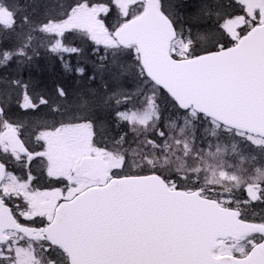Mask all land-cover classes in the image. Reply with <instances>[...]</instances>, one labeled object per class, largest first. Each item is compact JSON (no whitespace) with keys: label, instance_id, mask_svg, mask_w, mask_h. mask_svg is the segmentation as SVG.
Wrapping results in <instances>:
<instances>
[{"label":"snow or ice","instance_id":"6c2138e0","mask_svg":"<svg viewBox=\"0 0 264 264\" xmlns=\"http://www.w3.org/2000/svg\"><path fill=\"white\" fill-rule=\"evenodd\" d=\"M0 264H264V0H0Z\"/></svg>","mask_w":264,"mask_h":264},{"label":"rangeland","instance_id":"374dc122","mask_svg":"<svg viewBox=\"0 0 264 264\" xmlns=\"http://www.w3.org/2000/svg\"><path fill=\"white\" fill-rule=\"evenodd\" d=\"M57 64H58V67H61L59 63H57ZM49 66H53V67L50 68ZM58 67L54 66L52 64H49L47 61H41L37 68L32 69L31 74L34 77L42 79L44 82H46L47 84L50 85V83L52 84L53 78L55 80L57 79V81H59V79L56 76V74L59 72ZM53 72H56V74H54ZM60 73H63V75H65V73L63 71ZM60 73H58V74H60ZM66 82L69 84L70 87H72L71 80H67Z\"/></svg>","mask_w":264,"mask_h":264},{"label":"trees","instance_id":"16d2710c","mask_svg":"<svg viewBox=\"0 0 264 264\" xmlns=\"http://www.w3.org/2000/svg\"><path fill=\"white\" fill-rule=\"evenodd\" d=\"M61 71L59 70V73H60ZM61 76H63L62 78H61V80H59L60 82H58L57 80H55V79H53L52 80V84H55V83H60V84H67V80H70V79H73V78H70V77H66L65 75H63V73L61 74ZM50 85H51V83H50ZM72 85H73V83H72ZM75 86V85H74Z\"/></svg>","mask_w":264,"mask_h":264},{"label":"bare ground","instance_id":"6f19581e","mask_svg":"<svg viewBox=\"0 0 264 264\" xmlns=\"http://www.w3.org/2000/svg\"><path fill=\"white\" fill-rule=\"evenodd\" d=\"M53 79H54V78H53ZM53 79H52V80H53Z\"/></svg>","mask_w":264,"mask_h":264}]
</instances>
